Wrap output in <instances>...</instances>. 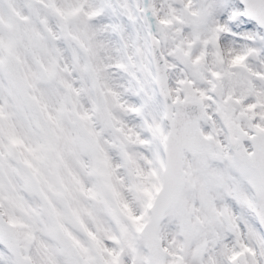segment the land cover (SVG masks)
<instances>
[{
	"label": "snow or ice",
	"instance_id": "1",
	"mask_svg": "<svg viewBox=\"0 0 264 264\" xmlns=\"http://www.w3.org/2000/svg\"><path fill=\"white\" fill-rule=\"evenodd\" d=\"M0 264H264V0H0Z\"/></svg>",
	"mask_w": 264,
	"mask_h": 264
}]
</instances>
